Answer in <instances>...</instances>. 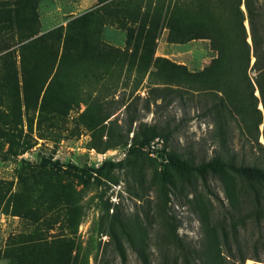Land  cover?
Instances as JSON below:
<instances>
[{
	"label": "rangeland",
	"instance_id": "374dc122",
	"mask_svg": "<svg viewBox=\"0 0 264 264\" xmlns=\"http://www.w3.org/2000/svg\"><path fill=\"white\" fill-rule=\"evenodd\" d=\"M111 1L41 0V32L34 38L56 29L61 31L50 37L48 43L31 48L33 57L40 59L35 61L27 56L31 60L26 70V100L23 83L21 96L13 94L15 79L9 73L13 62L6 65L9 72L0 75V264H67L75 257V249H82L89 263L95 264L100 243L108 239L101 227L104 207L110 206V214L121 212L133 219L138 213L143 217L149 207L156 209L161 202L159 186L153 179L157 174L160 179H164V173L171 174L165 151L201 162L222 149L207 109L219 99V91L189 90L185 97L171 98L158 107L162 100L153 101L149 81L137 76L135 67L112 63L115 54L111 50L103 52L101 67H94L93 62L88 67L87 58L96 60L100 46L120 52L129 50L127 31L122 27L133 23L126 14L129 4L123 0L110 5ZM142 5L149 7L147 2ZM84 15L87 19L80 21ZM168 35L166 28L158 40L155 56L185 66L189 72L203 71L217 56L210 40L171 43ZM13 37L8 44L18 42V35L14 33ZM59 45V52H63L65 45L68 48L61 83L42 114L36 108V93L41 89L42 73L48 67L50 55L57 52ZM21 46L15 44L11 50L18 55ZM16 62L19 68V56ZM104 67L107 69L102 70ZM157 68L155 63L153 70ZM43 96L44 92L39 105ZM99 96L113 101L115 106L122 102L133 104V111L141 117L134 131H139L141 124H156L170 128L172 136L168 142L156 138L133 154L129 153L131 143L99 153L91 148L93 118L85 114L88 101ZM114 117L120 123L127 120L126 106ZM260 129L263 131V125ZM133 136L131 133L130 137ZM260 142L264 143L262 136ZM229 143L230 150L245 156L247 161L258 159L263 163L258 145L244 138L235 123ZM141 153L144 157L139 158ZM107 161L123 165L97 176L96 170ZM134 166L140 168L136 175L131 172ZM50 182L55 183L54 187ZM167 187V216L178 225V234L184 240H201L200 213L204 207L213 208L215 214L231 211L226 189L218 179L209 178L206 186L201 185L197 199L194 193L188 195L191 189L178 191L172 184ZM136 194L145 199L142 201ZM157 217L151 236L154 246L162 230V218ZM238 239L247 257L245 264H264V219L259 226L250 222L247 228L240 227ZM256 256L261 260L257 261ZM152 258H158L155 250ZM235 259L240 264V254ZM116 264L140 263L129 248L127 263L117 260Z\"/></svg>",
	"mask_w": 264,
	"mask_h": 264
},
{
	"label": "trees",
	"instance_id": "16d2710c",
	"mask_svg": "<svg viewBox=\"0 0 264 264\" xmlns=\"http://www.w3.org/2000/svg\"><path fill=\"white\" fill-rule=\"evenodd\" d=\"M40 1L0 0V33L2 30L9 31L0 34V75L9 72L6 65L13 62L9 72L15 79L13 94L21 96L20 83H23L25 100L28 94L27 63L31 60L27 56L35 61L40 59L33 57L31 48L48 43L50 37L61 31L56 29L34 38L41 32L38 16ZM120 1L123 0H112L109 4ZM143 2H147L149 7L143 6ZM153 2L127 0L129 7L126 14L133 23L122 27L127 31V45L132 52L100 46L96 60L95 57L87 58L88 67L93 63L94 67H101L103 52L111 50L115 54L112 63L135 67L137 76L149 81L153 101L162 100L158 107L171 98L185 97L189 90L219 91V99L207 109L212 115L222 149L211 159L201 162L165 151L172 179L167 173H164V179H160L159 174L153 179V183L159 186L161 202L156 209L149 207L143 217L138 213L133 219L121 212L110 214V206L104 207L101 227L102 234L108 239L100 243L95 264H116L117 260L127 263L129 248L140 264H237V254H240V264H245L247 257L243 254L238 236L240 227L247 228L250 222L259 226L264 219V161H247L245 156H239L230 150L229 139L235 123L243 137L258 145L264 156V143L260 142L261 136L264 139V0H156L155 6ZM85 19L87 16L84 15L80 21ZM166 28L169 30V42L210 40L217 56L201 72H189L185 66L156 57L158 40ZM10 33L18 35V42L8 44V40L14 38ZM15 44H22L18 55L11 50ZM65 49L68 50L67 45L63 47V52L61 50V55L59 45L57 52L51 53L48 67L42 73L41 89L36 93L35 101L42 114L50 103L53 91L61 83L66 62ZM18 56L19 68L16 66ZM253 58L255 62L252 64ZM155 63H158V68L153 70ZM123 106H126L128 119L120 123V119L114 116ZM133 106L125 102L115 106L113 101L100 96L89 100L85 114L94 122L91 148L106 153L131 143L129 153L133 154L156 138L169 141L173 134L170 128L141 124L139 131H134L141 117L136 110L133 111ZM146 106L149 108L150 103ZM131 133H134L133 138ZM142 157L143 153L139 155V158ZM120 165L123 163L107 161L96 170V174L102 175ZM137 170L140 168L134 166L132 174L136 175ZM209 178L218 179L224 185L231 211L215 214L213 208L204 207L200 213L201 240L197 243L184 240L178 234V225L167 216L166 208L170 201L167 185L172 184L178 191L191 189L188 195L194 193L197 199L201 194L199 188L206 186ZM142 181L146 182L145 179ZM50 183L54 187L55 183ZM136 197L142 201L145 199L143 195L136 194ZM157 215L162 218V230L157 234L159 241L154 246L151 236L153 223L159 220ZM153 250L158 253L156 260L152 258ZM75 251V257L67 264H90L82 249ZM254 258L261 260L259 256Z\"/></svg>",
	"mask_w": 264,
	"mask_h": 264
},
{
	"label": "water",
	"instance_id": "95a60500",
	"mask_svg": "<svg viewBox=\"0 0 264 264\" xmlns=\"http://www.w3.org/2000/svg\"><path fill=\"white\" fill-rule=\"evenodd\" d=\"M243 9L245 10V7H243ZM247 26H248V22H246ZM249 27V26H248ZM249 41L251 42V39H249ZM255 62V58H253V62L252 64ZM257 96H259V92H257Z\"/></svg>",
	"mask_w": 264,
	"mask_h": 264
}]
</instances>
